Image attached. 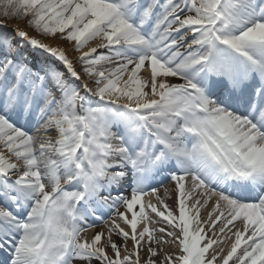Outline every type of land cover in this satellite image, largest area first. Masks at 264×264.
Instances as JSON below:
<instances>
[{"label":"snow or ice","instance_id":"6c2138e0","mask_svg":"<svg viewBox=\"0 0 264 264\" xmlns=\"http://www.w3.org/2000/svg\"><path fill=\"white\" fill-rule=\"evenodd\" d=\"M0 20L24 24L0 23V264H264V0Z\"/></svg>","mask_w":264,"mask_h":264},{"label":"rangeland","instance_id":"374dc122","mask_svg":"<svg viewBox=\"0 0 264 264\" xmlns=\"http://www.w3.org/2000/svg\"><path fill=\"white\" fill-rule=\"evenodd\" d=\"M0 23H7L8 24V26L10 27V28H13V27H20V28H24V24H23V22H20L19 24L16 22V21H2V20H0ZM24 30H26V31H28L29 32V34L30 35H35V33L30 29V28H25ZM45 42H48V43H53V44H56L57 42L56 41H45ZM61 47H63L65 50H66V52H67V54L69 55V58L70 59H72V58H74V56L75 55H77V54H75L73 51H72V49H71V46L70 45H68V44H66V43H63V44H61L60 45ZM169 184H167V182H165V184L163 185V186H160L159 185V189L160 190H164L167 186H168ZM157 186V185H156ZM158 187V186H157ZM159 190V191H160ZM158 191V192H159ZM167 196H170V194H167ZM167 196L165 195L164 196V201H165V203H167V201H168V199H167ZM145 200H147V201H151L152 203H154V204H156L157 202H156V198L155 197H152V196H145ZM168 204V203H167ZM169 205V204H168ZM157 206H158V204H157ZM159 207V206H158ZM206 211L203 213L205 216H206ZM153 216H154V214H152ZM155 219H159V218H155ZM97 223L99 224V222L97 221ZM158 225H150V227H157ZM100 228L102 227H104L103 225H101V226H99ZM95 231H96V229H90V231L89 232H87L90 236H93L94 235V233H95ZM85 233H83V235H84Z\"/></svg>","mask_w":264,"mask_h":264},{"label":"bare ground","instance_id":"6f19581e","mask_svg":"<svg viewBox=\"0 0 264 264\" xmlns=\"http://www.w3.org/2000/svg\"><path fill=\"white\" fill-rule=\"evenodd\" d=\"M157 186H158V189H159V185H157ZM166 188H168V194H170V196H167V199H168L167 203L169 204L170 207H174L175 206L174 205L175 194L171 191V186L170 185H168ZM158 195L161 197V199H164L165 189L164 190H160L158 192ZM145 202L147 203L148 201L145 200ZM158 206L160 207L159 204H158ZM206 215H207V213H206ZM102 230H105L104 227L103 228L102 227L101 228L100 227H97L95 233L96 232H99V231H102ZM89 231H90V229L87 232H89ZM87 232H85V234L83 235V237L88 238V239H91L92 236H90ZM113 239H116V237H113ZM231 243H232L231 240H226L224 242L223 247L225 248V254H226V251L229 249ZM129 247H131V244H129Z\"/></svg>","mask_w":264,"mask_h":264}]
</instances>
